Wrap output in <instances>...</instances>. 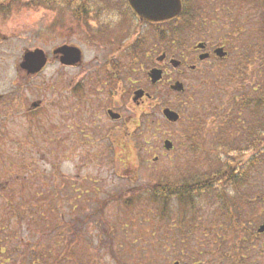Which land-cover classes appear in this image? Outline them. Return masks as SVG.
Here are the masks:
<instances>
[{
	"label": "rangeland",
	"instance_id": "obj_1",
	"mask_svg": "<svg viewBox=\"0 0 264 264\" xmlns=\"http://www.w3.org/2000/svg\"><path fill=\"white\" fill-rule=\"evenodd\" d=\"M100 1L115 12L99 6L85 22L61 3L0 0V88L12 78L27 88L30 109L41 103L28 119L2 111L0 262L264 264V148L247 150L234 126L217 137L236 100L264 84V0H186L182 17L156 24L125 0ZM203 41L224 45L225 59L204 63L205 74L175 70L172 82L150 81L162 53L188 67ZM63 45L82 50L79 65L61 63L54 50ZM35 49L48 64L30 74L20 64ZM109 68L121 75L117 85ZM177 80L183 91L171 89ZM140 88L152 97L135 100ZM166 107L180 113L177 122ZM204 179L215 191L184 202L151 194L158 183Z\"/></svg>",
	"mask_w": 264,
	"mask_h": 264
},
{
	"label": "trees",
	"instance_id": "obj_2",
	"mask_svg": "<svg viewBox=\"0 0 264 264\" xmlns=\"http://www.w3.org/2000/svg\"><path fill=\"white\" fill-rule=\"evenodd\" d=\"M20 0H11L12 4H16L18 3ZM186 1V0H185ZM45 2L47 4H50L53 6H56L55 4H62L63 6H67L70 7L71 10L74 13V16L76 18V20L78 21H87L90 18V15L100 6L102 8H106L105 6H103L102 2L99 0H45ZM125 4L126 6L129 8L127 1L125 0ZM51 6V7H52ZM108 10V11H107ZM115 12L113 10V8H106V11L104 12ZM185 12V11H184ZM194 16V15H193ZM188 20H194V19H186ZM178 29H175L172 34L173 37H175V32H177ZM169 32H163V30L157 31V33L160 34L161 38H169L170 33ZM178 33V32H177ZM174 42V40H172ZM166 42V41H165ZM255 48V47H254ZM249 51H252V49H249ZM254 51V50H253ZM138 52V51H137ZM142 52V50H141ZM141 52H138V54H140ZM261 86H263L264 84L260 83ZM260 85H258L260 87ZM256 86L255 88H253V95H247L245 94L241 99L236 100V108L232 109L230 108V110L227 113V117H226V121L223 118L221 122H219V125H221V133L218 134L217 137H219V141H222V136H224L225 133H231V132H235L236 135L241 136L243 140H246L247 143H250L246 149H250V148H264L263 147H258L259 145L262 144V141H264V92H260L259 87ZM263 90V89H261ZM234 121H236L234 123ZM230 126H234L236 128L235 131H226L227 128L226 127H230ZM233 135V133H232ZM231 135V136H232ZM217 140V141H218ZM256 140H260V142H256L254 143V141ZM250 145H252L250 147ZM254 159L255 157H253L250 161H248L247 165H252L254 164ZM226 165V164H225ZM225 168H228V165L225 166ZM233 175V173H231ZM237 173H234V176L236 177ZM240 175V174H239ZM234 176H231V178L228 180L230 182V184L233 185L234 184H238L240 178L236 179L234 178ZM226 179L221 182V186L223 187L225 185ZM155 186L153 189V192H151V194H153V198H159L160 200L163 199V201H166L168 198H170L171 196H176L179 200H181L182 202L185 201L186 197L188 196V194L192 195L193 191H197V192H210V191H215L216 187H214V183L210 182L209 179H204L202 181H192L190 184L188 185H184V186H177L175 188L171 187V184H167L164 185L166 183L160 184ZM261 201L264 200V196H261ZM128 204V203H127ZM132 203H130L131 205ZM52 249H54V246H51ZM51 248L47 249V253L50 254V256L47 258V260L49 258L54 257L55 253L53 252ZM59 254V253H58ZM37 257V256H36ZM61 261H65L64 260H60L59 264L63 263ZM9 261H1L0 264H8ZM64 263H67L64 262ZM63 263V264H64ZM21 264H41V260L39 259V257L31 260V261H22ZM46 264H58V262L56 261L55 263H53V261H48L46 262Z\"/></svg>",
	"mask_w": 264,
	"mask_h": 264
},
{
	"label": "water",
	"instance_id": "obj_3",
	"mask_svg": "<svg viewBox=\"0 0 264 264\" xmlns=\"http://www.w3.org/2000/svg\"><path fill=\"white\" fill-rule=\"evenodd\" d=\"M130 6L132 7L135 14H137L141 19L146 21H159L165 20L166 17H175L181 12L182 4L181 0H128ZM199 48H204V43L198 44ZM55 54H61L60 61L66 65H74L82 60V50L77 46L63 45L58 47L55 51ZM215 53L219 57H224L227 55L224 47H218L215 50ZM209 56L208 53L201 54L200 58L205 59ZM165 57L163 54L159 57V60H162ZM48 57L42 49L29 50L25 52L23 56V61L20 66L23 69H26L29 73H38L40 72L47 64ZM174 66H178L180 61L177 59L171 60ZM163 71L160 69H152L149 73L152 83H157L162 79ZM171 88L177 91L184 90V84L181 81H177L172 84ZM146 94L144 89H138L135 91V100L143 97ZM147 96H150L147 93ZM109 114L112 118L118 119L121 115L113 110H109ZM163 114L167 120L171 122H177L180 119V114L169 107L163 109ZM164 146L167 150L173 148V142L170 140H165ZM259 232H264V224L260 227Z\"/></svg>",
	"mask_w": 264,
	"mask_h": 264
},
{
	"label": "flooded vegetation",
	"instance_id": "obj_4",
	"mask_svg": "<svg viewBox=\"0 0 264 264\" xmlns=\"http://www.w3.org/2000/svg\"><path fill=\"white\" fill-rule=\"evenodd\" d=\"M181 1H183V0H181ZM183 12H184V2H182V10L180 13L181 15L179 14L178 17L182 16ZM173 18H175V17H172V18L166 17L164 19L169 21ZM204 44H205L204 48H197L195 46L193 48V50H189V52L191 54V58L194 59L195 64H192V65L187 67V65H185L187 60H180L179 65L175 67L171 63L173 56H168V54L164 52V53H162V55L165 54V57L162 60L158 59L160 64L156 65L155 68H158V69L163 71V78H164V80L167 79L168 82L174 81V77H173L174 72L173 71H175V70L179 71L181 74L182 73L187 74L188 72L195 74V75H197V73L198 74H205V73H207V71L203 69L204 63H206V62L211 63V59H213V58L215 59V61L218 59L219 60L225 59L226 56L221 58L215 54V50L218 46L212 48V46H209L207 44V42H204ZM222 46H224V45H222ZM205 52L208 53L209 56L205 59H200L201 54L205 53ZM55 55L59 58L61 57V54H55ZM197 59H200V62H197ZM79 64H80V62L77 64H74V65H68V66H77ZM64 65H66V64H64ZM169 67H171L172 70L171 69L169 70L168 69ZM107 70H110V73H112L111 74L112 75L111 80L114 82L113 84L117 85V82L121 78L120 73L117 72L118 70L111 71V68H109ZM28 78L29 77L26 78L25 85L28 84ZM7 80H9L8 81L9 85L6 84ZM16 81L12 78L6 77L5 78V86L7 87V89L4 88L5 87L4 85L1 87L2 89L0 88V125L3 123V119L6 117V114H7L6 112L3 113L2 111H8L10 113H13V112L15 113V111H16V113H15L16 116L24 114L25 116H27V119H28L31 112L33 114L36 110L41 108L40 102L32 103L33 104L32 108L31 109L29 108L28 90L23 85H16L17 84V83H15ZM144 98H148V97L146 95H143V97H141L140 99L143 100ZM109 110L110 109H108V111ZM111 110H113V109H111ZM113 111H115V110H113ZM118 120L119 119H115V121H118Z\"/></svg>",
	"mask_w": 264,
	"mask_h": 264
}]
</instances>
